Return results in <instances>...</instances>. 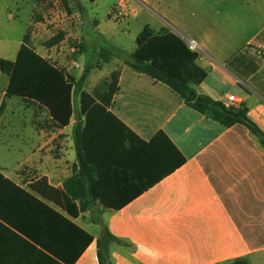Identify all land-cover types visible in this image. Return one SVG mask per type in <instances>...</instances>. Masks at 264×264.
Instances as JSON below:
<instances>
[{"label":"crops","instance_id":"1","mask_svg":"<svg viewBox=\"0 0 264 264\" xmlns=\"http://www.w3.org/2000/svg\"><path fill=\"white\" fill-rule=\"evenodd\" d=\"M97 1L65 0L68 11L61 4L58 17L32 37L38 41H30L74 81L87 44L101 40L91 33L126 52L135 49H126L118 32L97 20ZM128 1L133 16L144 17L143 28L194 41L202 49L195 62L206 72L197 93L228 110L245 108L264 135V0ZM57 31L61 39L44 46ZM20 44L7 48V60H14ZM85 65L91 66L86 82L91 73L100 79L118 71L108 111L134 135L118 152L104 147L105 153L91 154L100 172L98 191L109 206L96 200L76 216L65 209L78 207L63 188L79 171L72 137L84 118L78 108L65 126L33 101L16 97L18 108H4L11 97L5 95L8 77L0 74V82L6 76L0 83V264H98L96 240L104 227L120 240L110 245L112 264H264L261 138L243 124L223 127L206 118L118 58ZM158 132L166 139L146 146ZM139 186L147 187L127 200Z\"/></svg>","mask_w":264,"mask_h":264},{"label":"trees","instance_id":"2","mask_svg":"<svg viewBox=\"0 0 264 264\" xmlns=\"http://www.w3.org/2000/svg\"><path fill=\"white\" fill-rule=\"evenodd\" d=\"M59 1L67 10L65 0ZM88 1L92 3L95 0ZM60 39L61 33L49 38L43 45L49 47ZM135 45L132 52L109 45L107 50H101V57L103 61L111 57L120 59L132 71L166 85L183 100L186 106L206 118L223 127L243 124L264 142V135L246 117L245 108L228 110L220 102L197 93L196 87L205 79L206 72L196 64L197 54L188 50L182 38L168 30L153 33L145 27L136 36ZM90 68L91 66L85 65L77 81H74L63 69L55 67L34 51L27 33L22 38L14 60L0 58V74L8 77L6 97L33 101L47 108L52 120L58 126L69 123L73 115L74 95L76 93L78 95V114L84 118L73 127L72 137L79 171L63 183L69 200L78 202L77 208L65 207L72 216L88 210L96 200L100 201L104 207L109 206L105 197L98 191L100 172L94 165L96 162L91 154L105 153L104 147L108 151L118 152L123 142L130 136H134L108 111L112 96L117 91L118 71H112L108 75L109 82H103L92 93H88L82 89V86ZM0 108H3V103ZM160 137L166 139L162 132H158L154 139L145 145L153 144ZM101 139L105 141L102 143L106 144L105 146L96 144L95 140ZM175 152L179 154L177 150ZM146 187H136L126 196V199L138 196ZM87 239L88 242L92 239L89 234ZM119 243L120 240L112 236L104 227L96 240L98 264H112L110 245ZM232 264L247 263L243 259H237Z\"/></svg>","mask_w":264,"mask_h":264},{"label":"rangeland","instance_id":"3","mask_svg":"<svg viewBox=\"0 0 264 264\" xmlns=\"http://www.w3.org/2000/svg\"><path fill=\"white\" fill-rule=\"evenodd\" d=\"M115 1V3H114ZM36 7L33 9V0H0V55L4 59L10 57L11 53L7 48L15 47L20 41H22L25 33L29 35L31 43L38 41V38L32 40L34 34L42 31V27L49 26L48 23L53 17H58L57 10L61 8V2L59 0H36ZM88 3H91L88 1ZM114 3V4H113ZM116 4V0H98L95 7L97 20L101 24L106 23L112 27L119 34V43H121L126 49L135 47V38L139 31L144 26V17L138 14L134 17L133 6L130 5V1L125 2V15L118 18L116 12L112 15L107 16V12H111ZM89 11V10H87ZM40 22L41 26H38ZM103 31V28H100ZM59 34L57 31L55 35ZM93 37H99L101 40L95 42L92 40V44H87L85 62L91 65H98L103 62L101 57L102 51L107 50L108 46L111 45L109 40L102 38L97 32L91 33ZM53 37V36H52ZM48 40V39H47ZM46 41V40H45ZM44 41V42H45ZM8 46V47H7ZM11 50V49H9ZM85 62H80V68H74L73 73L76 75L83 68ZM107 68V67H106ZM95 72H98L97 70ZM91 73L89 80H85L84 86L85 91L92 93L95 89L100 87L103 82H109L108 76H103L100 79H92ZM6 78L5 75L1 77ZM77 93L74 95V108H77ZM19 99L11 97L6 100L4 108H16L18 104L15 101ZM18 108V107H17ZM12 155V150L8 151Z\"/></svg>","mask_w":264,"mask_h":264},{"label":"built area","instance_id":"4","mask_svg":"<svg viewBox=\"0 0 264 264\" xmlns=\"http://www.w3.org/2000/svg\"><path fill=\"white\" fill-rule=\"evenodd\" d=\"M125 2L126 0H118L109 14L112 15L114 12H116L117 19L124 16L126 14L125 13ZM183 40L188 50L194 53H200L202 51V49L194 41L187 39V38H184ZM233 99H234L233 96H228L226 98L227 102H231L233 101Z\"/></svg>","mask_w":264,"mask_h":264}]
</instances>
